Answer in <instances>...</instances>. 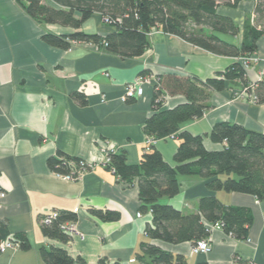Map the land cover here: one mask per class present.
I'll use <instances>...</instances> for the list:
<instances>
[{
	"label": "crops",
	"instance_id": "obj_1",
	"mask_svg": "<svg viewBox=\"0 0 264 264\" xmlns=\"http://www.w3.org/2000/svg\"><path fill=\"white\" fill-rule=\"evenodd\" d=\"M254 8V0H243L237 7L220 5L218 13L231 17L240 28L237 37L223 39L241 46L246 21L254 24ZM77 31L105 37L114 28L100 14L79 30L41 25L15 0H0V191L6 194L0 201V223L11 234L25 233L31 243L28 251L0 253V264H44L39 249L50 246L67 250L85 264H136L144 242L183 256L186 264H264V199L212 190L209 180L198 175L181 176L180 193L161 203L192 214L198 212L200 199L214 196L224 205L248 208L252 216L247 236L241 240L227 234L221 224L207 223L211 250L195 254L192 242L150 240L146 229L152 214L140 210L138 179L125 181L106 165L110 152H124L127 162L136 165L148 150L145 125L154 113L160 77L172 74L205 81L241 58L207 52L163 31L149 34L150 47L137 58H123L88 42L60 49L43 40L47 32ZM255 53L260 61L246 70L249 83L258 81L264 67V37L257 41ZM140 76L147 80L143 94L124 100L126 85ZM243 87L229 84L223 91L212 92L205 115L184 123L181 130L205 136L209 151L223 148L208 136L219 122L264 134V103L241 98ZM165 96L163 109L186 102L180 94ZM152 146L165 162L176 165L178 139H161ZM59 155L89 161L95 168L77 181L63 179L49 165ZM92 210L115 212L119 219L102 221ZM52 211L75 214L76 228L84 239L67 233L68 243L47 238L42 219Z\"/></svg>",
	"mask_w": 264,
	"mask_h": 264
},
{
	"label": "trees",
	"instance_id": "obj_2",
	"mask_svg": "<svg viewBox=\"0 0 264 264\" xmlns=\"http://www.w3.org/2000/svg\"><path fill=\"white\" fill-rule=\"evenodd\" d=\"M26 13L41 25L56 24L79 30L94 14L112 19L114 28L109 35L88 34L77 31L71 34L47 32L43 40L49 45L68 49L74 42H88L123 58L142 56L150 47L148 36L153 31L176 35L207 52L232 58H244L257 51V41L264 37V3L254 0V24L245 23L241 46L223 37H237L240 28L235 21L218 13L220 5L237 7L243 0H15ZM262 21V23H261ZM229 84H249L241 62H234L223 72L202 81L169 74L159 78L155 87L154 113L146 121L145 133L155 141L175 138L179 141L174 156L175 166L165 162L162 154L151 146L140 162L131 165L124 152L111 153L109 168L125 181L138 179L141 212L152 214V223L146 229L150 240L179 244L198 241L209 236L207 223H219L224 231L236 239H245L252 223L246 207L224 205L218 198L200 199L197 213L183 214L161 200L173 198L181 191V176L198 175L208 179L215 191L238 192L264 199V134L241 125L219 122L209 138L223 148L209 151L204 146L205 136L182 131L181 126L201 119L212 92L223 91ZM257 103H264V80L256 83ZM183 95L186 102L171 109H163L165 95ZM81 159L59 155L49 161L54 172L66 174L67 165ZM102 221H116L119 214L92 210ZM72 213H63L51 225L43 227L47 238L68 243L70 237L61 230L67 221H76ZM12 240L20 243L19 249L28 251L31 243L25 233L11 234L0 223V243ZM39 255L44 264H85L80 257L74 259L67 250L59 247H41ZM136 264H186V259L173 255L160 247L144 242L140 245Z\"/></svg>",
	"mask_w": 264,
	"mask_h": 264
},
{
	"label": "built area",
	"instance_id": "obj_3",
	"mask_svg": "<svg viewBox=\"0 0 264 264\" xmlns=\"http://www.w3.org/2000/svg\"><path fill=\"white\" fill-rule=\"evenodd\" d=\"M254 18V15H253ZM103 22L105 24H112V19L108 18H103ZM154 32V31H153ZM108 46L107 42L103 43V47L99 48L97 45L96 47L99 50L106 49ZM259 58L256 55V53H252L244 58H241V63L245 70H248L251 67V64L253 62H259ZM264 80V67L261 69L259 72V78L257 82H260ZM147 82L146 78L144 76H140L137 78L135 81L128 83L125 88V96L124 100H129V99H134L143 94V85ZM249 83L247 86L243 87L240 97L243 99H246L251 102H257V95L255 92L256 88V83ZM164 102H165V97H164ZM156 141L153 140L152 138L147 137L146 139V145L147 149H149ZM113 151V150H112ZM115 153V152H110L107 156V161L106 165L109 166V162L111 161L110 159V154ZM69 172L66 174H61L57 173V176L62 177L63 179L69 180V181H77L79 180L84 173L92 171L95 168V165L89 161L85 160H80L78 163L71 162L67 165ZM113 172L115 170L111 168ZM6 196V194L2 191H0V201ZM141 216V213H139V217ZM60 213L58 211H52L43 216L42 223L45 226L51 225L54 221L59 219ZM61 230L64 233H67L69 235H75L78 234L82 239H84V235L79 233L77 228H76V223L75 221H67L61 225ZM20 243H17L12 240H6L0 243V253H5L6 251L10 249H19ZM211 250V245H210V238H205L200 241H198L196 244H193L192 246V252L195 254L199 253H208ZM247 264H253L252 262L247 263Z\"/></svg>",
	"mask_w": 264,
	"mask_h": 264
},
{
	"label": "rangeland",
	"instance_id": "obj_4",
	"mask_svg": "<svg viewBox=\"0 0 264 264\" xmlns=\"http://www.w3.org/2000/svg\"><path fill=\"white\" fill-rule=\"evenodd\" d=\"M219 1H224V0H219ZM261 1V0H260ZM262 3H264V0H262ZM264 21V20H263ZM261 23H262V21H261ZM163 204V203H162Z\"/></svg>",
	"mask_w": 264,
	"mask_h": 264
}]
</instances>
